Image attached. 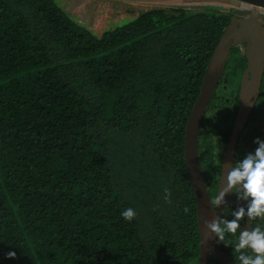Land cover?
I'll return each instance as SVG.
<instances>
[{
	"label": "trees",
	"instance_id": "trees-1",
	"mask_svg": "<svg viewBox=\"0 0 264 264\" xmlns=\"http://www.w3.org/2000/svg\"><path fill=\"white\" fill-rule=\"evenodd\" d=\"M229 19L155 8L97 36L59 0H0V264H199L184 133ZM245 66L233 48L200 127L211 197ZM263 114L264 75L235 161Z\"/></svg>",
	"mask_w": 264,
	"mask_h": 264
},
{
	"label": "water",
	"instance_id": "water-1",
	"mask_svg": "<svg viewBox=\"0 0 264 264\" xmlns=\"http://www.w3.org/2000/svg\"><path fill=\"white\" fill-rule=\"evenodd\" d=\"M232 1L251 5L253 9L249 12L233 11L234 17L225 28L207 64L200 92L188 118L184 133V157L196 205L199 264H207L215 250V237L205 228L204 221L219 220L224 209L231 202L229 194H227L222 205L217 206L214 210L211 209L210 198L199 164L198 135L207 105L223 76L230 51L235 47L239 48L245 57L246 66L240 78L236 116L220 162L218 191L220 187L224 186L227 173L234 164L238 139L245 129L259 97L264 75V17L258 18V8L264 9V0ZM236 16L241 18L236 19Z\"/></svg>",
	"mask_w": 264,
	"mask_h": 264
},
{
	"label": "clouds",
	"instance_id": "clouds-1",
	"mask_svg": "<svg viewBox=\"0 0 264 264\" xmlns=\"http://www.w3.org/2000/svg\"><path fill=\"white\" fill-rule=\"evenodd\" d=\"M258 11L264 17V9L258 8ZM254 143L257 145L254 151L235 161L227 173L224 186L214 190L210 199L213 210L224 203L227 194L234 195L238 201L243 200L244 204L230 210L219 220L204 221L205 228L214 235L216 242L231 246L237 254L234 259L236 264H264V224L252 226L253 220L264 218V141L257 138ZM184 211L187 213L189 210L185 208ZM120 215L125 221H131L136 212L129 207L122 209ZM229 216L231 219H228ZM245 218L250 226L241 229ZM16 255L10 250L5 253V259L14 260Z\"/></svg>",
	"mask_w": 264,
	"mask_h": 264
},
{
	"label": "rangeland",
	"instance_id": "rangeland-1",
	"mask_svg": "<svg viewBox=\"0 0 264 264\" xmlns=\"http://www.w3.org/2000/svg\"><path fill=\"white\" fill-rule=\"evenodd\" d=\"M59 5L73 20L97 36L120 21L133 19L139 13L155 8H184L189 12L214 11L227 15L232 10L252 9L251 5L232 0H59ZM222 88L224 91L225 86ZM261 117L264 120V114ZM263 124L261 120L252 123L255 126Z\"/></svg>",
	"mask_w": 264,
	"mask_h": 264
},
{
	"label": "flooded vegetation",
	"instance_id": "flooded-vegetation-1",
	"mask_svg": "<svg viewBox=\"0 0 264 264\" xmlns=\"http://www.w3.org/2000/svg\"><path fill=\"white\" fill-rule=\"evenodd\" d=\"M233 11H235V10H232L231 13L229 14V16H230L229 23H230L231 19L234 17ZM237 11L244 12L242 9H238ZM245 11H247V10H245ZM260 13H261V11H258V18L259 19H261L263 17ZM240 18H241L240 16H236V19H240ZM206 190H207V187H206ZM216 191H217V187H216ZM208 196L211 199V196H210L209 193H208ZM231 197H235V196L229 194V199H230L231 202L226 207L231 208V207L235 206V207L238 208V207H240V206H242L244 204L243 200H239L238 201L237 199H235L234 201H232ZM224 212H226L225 209H224ZM256 223L264 224V218H259V219L253 220L252 221V226H255ZM249 226H250L249 222H248L247 218H245L244 221L241 222V229H247V228H249ZM230 249H232L231 246H225L223 243H219L218 244L216 242V240H215L214 255L210 257V260L212 259L213 263H217V264H236L234 259H235V256L237 254L230 253L228 251ZM237 264H238V262H237Z\"/></svg>",
	"mask_w": 264,
	"mask_h": 264
},
{
	"label": "bare ground",
	"instance_id": "bare-ground-1",
	"mask_svg": "<svg viewBox=\"0 0 264 264\" xmlns=\"http://www.w3.org/2000/svg\"><path fill=\"white\" fill-rule=\"evenodd\" d=\"M248 7V6H247Z\"/></svg>",
	"mask_w": 264,
	"mask_h": 264
}]
</instances>
